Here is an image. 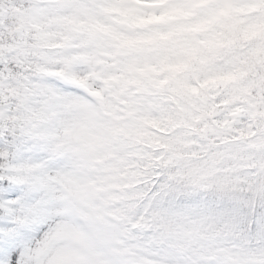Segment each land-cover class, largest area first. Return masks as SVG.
<instances>
[{
  "label": "trees",
  "instance_id": "obj_1",
  "mask_svg": "<svg viewBox=\"0 0 264 264\" xmlns=\"http://www.w3.org/2000/svg\"><path fill=\"white\" fill-rule=\"evenodd\" d=\"M236 8L244 9L241 19L252 32L237 31L225 47L192 57L168 36L157 39L145 28L110 25L103 12L116 11L113 1L0 0V128L15 132L19 149L16 183L23 196L7 209L15 214L18 228L38 210L45 214L44 202L53 190L50 171L69 159L72 150L84 148H68L46 123L56 113L66 115L50 106L60 95L52 70L64 63L63 55L75 40L81 47L112 52L121 69L119 62L132 55L135 64L124 71L123 89L131 100L153 101L142 129L110 144L115 163L106 170L119 177L107 181L114 186L108 192L120 196L111 212L122 209L128 222L146 232L141 237L130 229L121 240L133 238L132 247L139 240L160 245L173 215L189 218L203 207L218 230L224 222L241 237L242 230L250 234L260 227L264 237V160L259 149L264 144V30L255 31L264 27V0H239ZM125 16L127 21L135 18V25L140 18L144 26L157 27L138 11L128 10ZM96 29L104 33H92ZM236 117L249 118L246 131L253 133L248 137L257 138L258 155L249 150L255 161L244 174L231 166L238 144L231 129L239 119L231 118ZM12 159V151L0 146V166ZM0 211H5L3 204Z\"/></svg>",
  "mask_w": 264,
  "mask_h": 264
},
{
  "label": "rangeland",
  "instance_id": "obj_2",
  "mask_svg": "<svg viewBox=\"0 0 264 264\" xmlns=\"http://www.w3.org/2000/svg\"><path fill=\"white\" fill-rule=\"evenodd\" d=\"M106 1H113L116 9V11L103 12V18L110 25L118 30L122 25L145 28L157 39L169 36V33L175 29L177 22L170 17L176 16L179 12H191L192 19H200L209 17L218 8H236L239 3V0ZM204 3H208L209 6L204 7ZM128 10L140 12L147 21L155 20L157 27L144 26L140 18L137 25L135 18L131 17L127 21L125 13ZM96 22L99 23V19ZM92 33H104V31L96 29ZM69 51L67 57H64L70 65L65 75L69 88L61 95H63L62 105L69 112L73 109V121L70 119L64 128L57 130L56 133L61 139L68 141V148L71 145L74 149L82 146L84 148L75 152L69 160L65 158L63 164L50 173L52 178L48 182L53 190L44 202L48 226L38 237L34 236L24 245L19 254L18 264L134 263L133 251L119 240V235L123 234L128 219L119 212H107L110 204L113 205L109 201L115 196L104 192L103 182L112 180L118 175L110 172L108 178L102 180L101 176L105 174L101 175L99 169L103 167L102 171L105 172L106 168L113 164V160L105 162L110 158V151L113 149L110 145L111 137L121 135L125 130L135 133L142 129L143 121L137 114L142 108L141 99L130 100L123 89V84L127 80L124 71L135 64V59L133 60L132 55L127 56L126 62L124 60L119 62L123 66L121 69L117 66L112 53H101L91 47L69 49ZM73 87L75 90L72 89ZM119 88L125 95L121 92L116 93ZM147 101L153 104L151 99ZM243 119L244 117H240L235 121V126L238 125V121L243 122ZM235 126L232 129L239 135L240 131ZM263 130L264 124H261V135L264 139ZM252 133L248 132L241 137L250 136ZM255 139L257 138L249 137L244 143L236 146L234 156H231V166L236 172L242 174V170L251 165V163L244 164L243 158L250 159L249 162L253 161L249 150L255 148L253 145ZM260 148L264 159V146L260 144ZM253 154L257 155V150H254ZM95 180L98 181L96 183H101L102 187H99ZM194 222L195 220H179L172 238L174 243L182 242L184 246L182 248L171 246V252L177 251L170 257L173 264L177 261H182L178 264H206L205 257L213 254L218 256V253H221L219 248L201 247L198 234L191 236L189 235L191 231H188V235L185 236V229L193 227ZM223 241L222 236L219 244ZM194 245L198 249L196 254L193 250H189ZM143 253L148 258L146 264L164 263L161 260L152 263L154 258L146 251ZM244 261V256L239 254L234 259L228 257L226 264H245ZM9 264H11L10 260ZM248 264L258 263L251 260Z\"/></svg>",
  "mask_w": 264,
  "mask_h": 264
},
{
  "label": "snow or ice",
  "instance_id": "obj_3",
  "mask_svg": "<svg viewBox=\"0 0 264 264\" xmlns=\"http://www.w3.org/2000/svg\"><path fill=\"white\" fill-rule=\"evenodd\" d=\"M0 146L11 150L13 159L3 162L0 166V204L4 205L5 211H0V261L8 259L11 264H18L19 254L23 247L35 235L43 233L48 224L47 216L38 210L26 226L21 229L17 227L18 221L15 214L7 211L15 205L9 202L16 201L23 196V188L16 183L17 169L16 159L19 158V149L16 143L15 132L11 134L8 130L0 128Z\"/></svg>",
  "mask_w": 264,
  "mask_h": 264
},
{
  "label": "clouds",
  "instance_id": "obj_4",
  "mask_svg": "<svg viewBox=\"0 0 264 264\" xmlns=\"http://www.w3.org/2000/svg\"><path fill=\"white\" fill-rule=\"evenodd\" d=\"M244 15L243 8L232 7L218 8L209 17L200 19H192L191 12H179L170 17L177 23L168 39L192 57L206 55L231 43L235 32H252V26L246 25L241 19ZM261 30L264 27L257 26L255 29L256 32Z\"/></svg>",
  "mask_w": 264,
  "mask_h": 264
}]
</instances>
